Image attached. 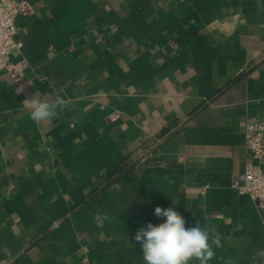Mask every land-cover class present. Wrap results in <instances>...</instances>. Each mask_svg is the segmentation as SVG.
Returning a JSON list of instances; mask_svg holds the SVG:
<instances>
[{"label":"crops","instance_id":"obj_1","mask_svg":"<svg viewBox=\"0 0 264 264\" xmlns=\"http://www.w3.org/2000/svg\"><path fill=\"white\" fill-rule=\"evenodd\" d=\"M27 1L23 82L0 73V264H144L157 206L220 235L208 264H264V209L231 188L264 120V0ZM34 94L66 107L37 124Z\"/></svg>","mask_w":264,"mask_h":264},{"label":"clouds","instance_id":"obj_2","mask_svg":"<svg viewBox=\"0 0 264 264\" xmlns=\"http://www.w3.org/2000/svg\"><path fill=\"white\" fill-rule=\"evenodd\" d=\"M23 105L30 119L39 124L54 118L58 108L66 107V101L59 95L46 100L34 94ZM154 214L164 221L158 225L149 222L134 236L141 245L144 264H208L215 255L214 248L221 246V237L211 226L195 223L186 227L185 218L173 207L157 206Z\"/></svg>","mask_w":264,"mask_h":264},{"label":"built area","instance_id":"obj_3","mask_svg":"<svg viewBox=\"0 0 264 264\" xmlns=\"http://www.w3.org/2000/svg\"><path fill=\"white\" fill-rule=\"evenodd\" d=\"M35 11L27 0H0V73H7L16 83H22L27 69L26 61L13 62L21 53L24 43L18 38L15 23L20 15ZM118 113L112 114L113 120ZM246 146L250 158L243 173L235 176L231 188L238 195H247L259 208L264 209V170L255 161L264 160V120L249 118L246 121Z\"/></svg>","mask_w":264,"mask_h":264},{"label":"trees","instance_id":"obj_4","mask_svg":"<svg viewBox=\"0 0 264 264\" xmlns=\"http://www.w3.org/2000/svg\"><path fill=\"white\" fill-rule=\"evenodd\" d=\"M130 165H131V164H129V165H128V166H126V167H130Z\"/></svg>","mask_w":264,"mask_h":264}]
</instances>
